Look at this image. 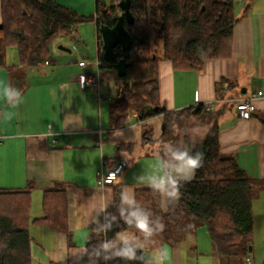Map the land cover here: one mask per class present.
I'll list each match as a JSON object with an SVG mask.
<instances>
[{"label":"crops","instance_id":"obj_1","mask_svg":"<svg viewBox=\"0 0 264 264\" xmlns=\"http://www.w3.org/2000/svg\"><path fill=\"white\" fill-rule=\"evenodd\" d=\"M55 1L80 15L93 13V0ZM235 11L239 21L230 57L208 60L200 70L176 69L169 61L159 64L161 107L178 111L207 106L217 116L222 153L234 157L249 177L264 179V0H238ZM61 57L51 49L43 66L10 63L0 69V82L21 92L15 107L0 99V187L33 184L32 218L43 215L42 205L38 208L36 203L42 204L46 189L63 186L67 190L70 237L31 224L32 264H98L96 260L83 263L92 235L104 236L107 219L127 220L134 211V204L123 198L116 210L111 209L115 187L121 185L123 197L134 200L135 189L148 186V176L159 171L158 163L171 159L160 140L164 115L143 122L135 117L126 127L113 129L112 102L106 103L102 88L79 84L85 74L79 70L87 64L80 65L81 60L75 71H68ZM93 65L95 71L87 73L96 75L98 56ZM256 90L263 91L256 110L249 119L239 118L233 99ZM4 113L12 118L5 119ZM144 124L151 129V138H143ZM120 159L127 161V167L115 183L99 185L97 171ZM125 246L134 250L133 259L117 255ZM173 248L171 264H179L180 246ZM162 249L166 250L165 243ZM139 250L136 235L123 232L105 249L106 264H155L159 250L144 252L142 259Z\"/></svg>","mask_w":264,"mask_h":264},{"label":"trees","instance_id":"obj_2","mask_svg":"<svg viewBox=\"0 0 264 264\" xmlns=\"http://www.w3.org/2000/svg\"><path fill=\"white\" fill-rule=\"evenodd\" d=\"M120 1L95 0V13L85 16L55 0H1L0 69L8 66L7 51L11 47L17 48L21 66H43L57 39L73 36L82 23L94 22L100 79L112 82L117 93L109 110L112 128L126 127L136 113L142 114V121L163 114L162 142L180 150L190 149V154L203 153L202 167L190 181L183 182L178 203L148 186L135 189L134 211L147 215L153 227L158 218L162 220L163 233L146 238L135 228L133 218L107 219L104 236L92 235L83 263L96 260L98 264H106L103 245H112L126 231L136 235L142 259L144 252L163 248L167 231L190 232L201 225L208 229L222 264H239V259L244 260L241 264H248L247 258L253 251L250 245L254 234V201L264 191V179L249 177L234 157L222 153L217 116L207 106L201 104L178 111L161 107L159 83L162 61L171 62L176 69L200 70L208 60L232 55L234 30L239 21L235 11L238 0H130L134 21L128 24L125 20V26L132 37L131 51L128 54L121 46L115 48L119 57L129 63L122 77L115 62L104 60L100 35L102 25L113 27L123 14ZM202 117L209 125L205 136L194 143L186 134L181 141L175 128L182 131L192 118ZM143 127V138H151L149 126ZM33 188V184L24 188L0 187V264H32L31 224L44 225L70 237L66 188L46 189L43 215L32 218ZM122 198L123 190L118 185L112 210L118 208Z\"/></svg>","mask_w":264,"mask_h":264},{"label":"rangeland","instance_id":"obj_3","mask_svg":"<svg viewBox=\"0 0 264 264\" xmlns=\"http://www.w3.org/2000/svg\"><path fill=\"white\" fill-rule=\"evenodd\" d=\"M94 11L95 6L93 0L92 14H94ZM92 14H86L85 16H90ZM60 45L70 48L72 53L61 52L58 49ZM51 49L62 56L61 59L63 63H68L66 65L68 71H75L74 66L78 68L79 61L83 60L87 66L84 69L81 68L79 71H81V73H87V71L94 72L95 66L93 64L98 56L95 23L85 22L80 24L77 32H75L73 36H64L57 39L51 45ZM7 61L8 64L19 63L16 47L8 49ZM100 87L102 88V92L106 95V103H111L113 100L117 99L116 89L112 82L103 81L100 83ZM204 118L205 117H202L200 120L192 118L189 123H187L188 126H186L185 129L178 131V129L175 128L174 132L178 134L181 141L185 139V135L187 134L190 141L197 143L205 136L209 129V125L204 123ZM168 144L170 143H166V147ZM254 202L255 221L254 234L250 245L253 250L250 254L252 259L251 264H264V191ZM36 205L40 208L42 205L41 201H38ZM40 213L41 210H39V214ZM174 246H180L179 264H222L221 259L216 255L215 244L212 242L208 229L205 226L196 225L193 231L190 232L167 231L165 240L167 252L166 264H171L175 256ZM243 261L242 259L238 260L239 264Z\"/></svg>","mask_w":264,"mask_h":264},{"label":"clouds","instance_id":"obj_4","mask_svg":"<svg viewBox=\"0 0 264 264\" xmlns=\"http://www.w3.org/2000/svg\"><path fill=\"white\" fill-rule=\"evenodd\" d=\"M21 92L19 89L12 87L11 85H5L0 82V99H4L9 105L15 107L20 103ZM5 119H11V113H4ZM168 152L170 153V160H161L158 163L159 171L156 174H152L147 178L148 187L153 190H158L162 195L167 196L174 202H179L182 195L180 189L183 182L190 181L196 170L202 167L203 164V153L195 152L190 154V149L180 150L174 148L171 144L167 145ZM168 171L165 172L164 169ZM141 180L144 178L141 177ZM123 201L129 205L134 204L135 201L129 199L127 196L123 197ZM134 219L135 228L142 233L146 238L151 237L157 233H163L165 230V224L159 218L155 222V227L149 221L147 215L142 214L138 211L130 213ZM128 223H132L131 220ZM127 245V240L124 241ZM111 245L104 244L103 247L108 249ZM122 257L133 259L135 256L134 250L130 247L125 246L117 253ZM167 258V252L165 249H160L157 256L155 257V264H165Z\"/></svg>","mask_w":264,"mask_h":264},{"label":"built area","instance_id":"obj_5","mask_svg":"<svg viewBox=\"0 0 264 264\" xmlns=\"http://www.w3.org/2000/svg\"><path fill=\"white\" fill-rule=\"evenodd\" d=\"M98 59H99V49H98ZM85 62L81 61L80 65H84ZM100 75L99 71L96 75L85 73L80 75L79 84L82 88L88 86H100ZM263 96L262 90H256L251 94L238 96L234 98L236 104V110L239 118L249 119L251 118L253 112L256 110V100L260 99ZM135 117L138 121L143 122L141 120L142 114L136 113ZM127 167V161L124 159L113 160L106 165H102L101 169L97 171V181L99 185L106 186L114 184L115 181L119 178L121 173ZM251 257L247 258V263L251 264Z\"/></svg>","mask_w":264,"mask_h":264},{"label":"water","instance_id":"obj_6","mask_svg":"<svg viewBox=\"0 0 264 264\" xmlns=\"http://www.w3.org/2000/svg\"><path fill=\"white\" fill-rule=\"evenodd\" d=\"M130 0H121L119 5L123 11V14L118 17L116 24L113 27L102 25L100 27V35L103 45V58L106 62H115L117 72L119 76H124L127 72L129 63L126 58H120L119 53L115 51L117 46H121L124 52L128 54L132 47V37L129 34L125 20L128 24H132L134 21L133 14L130 10ZM59 49L70 52L71 49L63 45L59 46ZM252 250V246H250Z\"/></svg>","mask_w":264,"mask_h":264}]
</instances>
